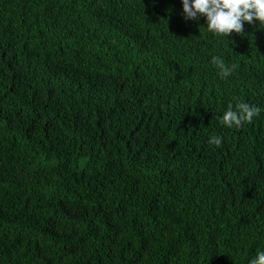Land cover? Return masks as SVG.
<instances>
[{"label":"trees","instance_id":"obj_1","mask_svg":"<svg viewBox=\"0 0 264 264\" xmlns=\"http://www.w3.org/2000/svg\"><path fill=\"white\" fill-rule=\"evenodd\" d=\"M206 27L180 0H0V264L264 250V29ZM237 101L261 113L226 128Z\"/></svg>","mask_w":264,"mask_h":264},{"label":"clouds","instance_id":"obj_2","mask_svg":"<svg viewBox=\"0 0 264 264\" xmlns=\"http://www.w3.org/2000/svg\"><path fill=\"white\" fill-rule=\"evenodd\" d=\"M180 3L184 20L198 21L204 18L207 31L213 35L228 37L231 33L241 34L243 25H251L253 21H258L259 27L264 29V0H180ZM211 62L219 69L218 75L222 78H227L233 71L219 57L213 56ZM260 113L259 107L237 101L227 106L219 116V121L226 128H239ZM208 143L219 147L221 139L210 137ZM248 264H264V250H258Z\"/></svg>","mask_w":264,"mask_h":264}]
</instances>
